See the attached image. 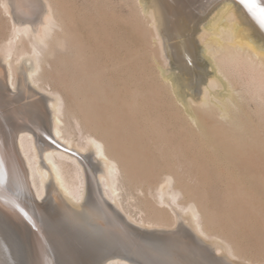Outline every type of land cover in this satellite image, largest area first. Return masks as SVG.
I'll list each match as a JSON object with an SVG mask.
<instances>
[{
  "label": "bare ground",
  "instance_id": "obj_1",
  "mask_svg": "<svg viewBox=\"0 0 264 264\" xmlns=\"http://www.w3.org/2000/svg\"><path fill=\"white\" fill-rule=\"evenodd\" d=\"M1 3L4 5V8L1 6L4 12L11 11L12 17L8 16L14 19L11 20L14 23L12 22V32L5 44H2L4 49L0 53V64L4 62V70L8 72L4 75L0 70V264H160L156 258L157 250L161 244L173 247L170 241L174 235L178 236L177 232H183L187 241H207L204 237L211 240L207 246L195 243L192 249L198 260L204 259L208 264H239L243 260L264 264L260 262L264 260V247L260 246L257 253L251 252L240 241L244 236L240 237L232 228L243 230L255 227L258 212L264 209V201L260 200L258 189L252 182L259 177L264 179V25L261 24L260 12V9H264V0H248V3L255 5L254 8L241 0H140L143 19L148 27L145 30H148L146 32L151 40L148 43L155 47L151 55L148 53L149 55L143 56L142 67L151 61L158 68V79L154 83L161 89V95L171 99L173 108L183 114V118H179V127L189 132L183 143L196 154L190 156L183 146L174 145L171 149L167 147L168 152H171L166 155L167 160L174 169L180 165L183 168V164L193 166L194 171L187 170L192 175L201 174L199 166L209 164L215 177L228 182L223 187L227 196L239 199L234 203H226V207L241 211L239 217L230 219L229 222L227 220V225L219 213L209 214L208 209L203 207V202L188 200L187 197L188 202L181 204L177 198L182 189L172 186V182L176 180L173 179L176 177L173 176L175 173L168 171V167L162 162L167 170L164 178L159 181L161 184L154 191L156 200L159 205H168L174 213L177 212L176 215L181 218L179 220H188L189 229L186 231L183 221L177 222L179 228L183 225L181 229L178 228L179 231L173 226L176 231L155 238L140 237L107 204L106 199H109L123 211L128 220L143 228H150L152 225L154 229L153 224H165L163 220L166 217H162L163 213L161 215L157 212L158 220L150 222L133 215L123 205L118 187L119 173L128 172L129 164L126 160L122 162L119 159L112 132L102 133L100 126L97 131L98 126H95L91 118H87L89 128L99 132V136L93 132L82 137L84 141L79 139V142H74L62 124L64 102L59 93L53 92L51 96L45 95L42 99H30L27 92V82H32L35 86L39 83L40 77L35 75L44 59L42 52L46 49L45 46L54 43L64 49L66 46L70 48L67 37L73 36V26L76 23H68L83 19L82 11L76 12L74 8H69L64 13L59 10L56 0H2ZM85 17H89V13ZM93 18L96 21L99 17L92 15ZM87 26L90 27L89 24ZM25 41L29 44L27 49L20 46ZM73 47L74 45L71 48ZM24 55L30 64L21 65L17 69L19 66L14 64H18L15 62H19ZM165 57L170 58L179 73H167L166 68L163 69L164 65L162 67L160 61L163 59L168 63ZM208 66H211L212 71H207ZM16 74L20 82H16ZM146 76L145 78L149 77ZM7 83L12 88L17 86L16 92L14 89V93L10 92ZM37 87L38 85L36 89ZM141 90L136 91L133 96H139ZM136 102L135 98V102L132 101L131 104L133 110ZM129 106L126 107L130 108ZM167 116L165 117L168 118ZM180 135L181 133L178 134ZM59 140V143L63 142L61 147L57 143ZM73 143H76L79 151H72L77 150L79 157L70 152L69 146ZM63 145L70 151L62 148ZM162 146L164 144L160 146L161 150ZM86 148L94 156L90 161L83 158L80 152ZM190 189L188 187L189 194ZM46 191L56 198L60 192L64 199H68L70 206L60 199L58 207L71 216L93 219L99 215L98 218L106 220L105 227H102V222L98 226L86 219L82 220L80 229L87 230L88 235L94 239L90 242V250L83 249L84 243L89 241H73L78 232L66 229L44 204L39 203ZM93 201L100 204L102 213H95L91 209ZM80 204H84L86 208L79 207ZM261 222L264 225V215ZM224 227H228L227 230ZM190 230L195 234L188 233ZM221 248H225L229 256L224 253L216 257L212 253L213 250L216 253L219 250L222 252ZM123 256L130 257L131 261ZM259 256L263 259L254 258ZM232 257L242 261L237 263L236 259L234 263Z\"/></svg>",
  "mask_w": 264,
  "mask_h": 264
},
{
  "label": "rangeland",
  "instance_id": "obj_2",
  "mask_svg": "<svg viewBox=\"0 0 264 264\" xmlns=\"http://www.w3.org/2000/svg\"><path fill=\"white\" fill-rule=\"evenodd\" d=\"M1 2L2 0H0V48H1L0 53H2L4 49L3 48L4 45L3 47L1 46L2 44H5L7 38L10 36V33L12 32V24L14 23L13 22L14 19H12L11 18L12 15H10L11 11L10 13L4 12V9H2V7L4 8V5ZM56 2L59 7V10L63 11L64 13H67L69 8H74L76 12L82 11L81 13H83L84 17H82L83 19H80V20L77 19V20L72 21V23H68L70 25L76 23L75 26H73V31H72L73 36L67 37L68 42L66 41L67 45L70 48L66 46V43H65V46H66L65 49L64 47L55 45L54 43H50L47 46H45L46 48V49L44 48L45 50L42 48L44 50V52H42L43 53L42 57H44V59L42 60L40 69L35 75L36 77H40V80H39L40 84L39 83L37 84L38 87L36 89L37 85L35 86L34 83L32 84V82H27V92H28L29 98L31 97L30 99H42L45 95L51 96L53 92L59 93V95L63 98V102H64L63 103V114H62L63 123L62 124L64 126V129L66 130L67 133H69L68 135L72 137L74 142H79L80 140H82V137L90 135L94 132V129L89 128L86 122L87 118H91L95 126H98L97 131H99V126H100V130L102 129V133L109 132L111 134L112 132V136L114 135L113 137H114V140L116 141V145H117L116 148L118 150L117 152H118L119 159L122 162H125L126 160L129 164L128 172H121L122 174L119 173L118 187H119L121 200L124 203L123 205L125 206L126 209H129V211L133 215L139 218L142 217L146 219L147 221L150 220V222L157 221L158 214L162 215L163 213L162 217L163 218L166 217L165 220H163L162 218V220L165 223L164 225L162 224L163 228L161 225H158V226L156 225L157 226L156 227L155 224H153L154 229L158 228V230L167 231V229L169 228L168 232H171V231L173 232L175 229L177 230L179 228L178 223H181L182 221L184 225L185 224L187 225L188 223V220L186 221L179 220L181 218H179V216L176 215L177 212L174 213V211L169 209L170 207L168 205L161 206L156 200L157 196H155L156 192L154 193V191L156 190L157 186L161 184V182L159 181H161L164 178V174L167 170V168L165 169V167H163V163H165L166 167H168L169 169L168 171L175 173L173 176H176V177H174L173 179H176L175 180L176 182L172 180L174 181L172 182L173 183L172 186L173 188L178 189V190L182 189L181 195H179L178 196L179 198H177L181 204L183 202L184 204H186V201L188 202V200H191V199L193 200L195 199V201L197 202L199 201L203 202V204L205 205V206L203 205V207L208 209L207 211L209 214L211 212L217 213V214L219 213V216H221L224 219V223L227 225L230 219L239 217L241 215V211L239 209L236 210V208L234 207L227 208L225 205L226 203L237 202V200L239 199L234 196H231V197L227 196L226 190L223 187H225V185H227L228 182L223 179L221 180L220 177H215L212 174L213 169L212 167L210 168L209 164L200 165L199 168L202 170V173L199 175L198 174L192 175V173L187 172V170H189L190 172L194 171L193 166H188L187 164H183V168H182V166L180 165L178 167L180 168L179 170L180 171L183 169L185 170L179 173L178 168L175 167L176 169L175 170L173 166H171L169 164V161L167 160L166 155L168 153H171L168 151L174 145H181V147L183 146L184 149H186V152L191 154L190 156L192 155L194 156L196 154L191 152L189 148H186L183 143L185 139L184 137L189 136V132H187V130L179 127V123L181 121L180 119L183 118V114L177 112L173 108L174 106H172L171 99L169 100V98H167L165 95L163 94L161 95V93L159 92V90L161 89L159 88L157 84L154 83L158 79V74H159V72L157 71L158 68L151 61L146 62L147 64V66L145 64L146 68L142 67L143 64L141 63H143V56H146L148 53L151 55V52L154 51L155 47L149 44L151 40H150L149 34L146 32L148 30H145L148 27L145 24L146 21L143 19V12L141 8L140 0H136V1L135 0H60V1L56 0ZM135 2H138V3H135ZM86 5H88L89 7ZM94 8H95V11H94ZM76 9H78V11ZM96 10L98 12V15L96 14L97 13ZM137 10L141 12V14ZM87 13H89V17H85V15L87 16ZM136 13H138L139 15H136ZM8 15L11 17L9 18ZM92 15H96L99 18H97V20L95 21V18H93L94 20L92 19ZM68 22H71V20ZM88 24L90 25V27L87 26ZM73 45H74L73 47L74 49L71 48ZM20 46L23 47V49L29 48V44L26 41ZM60 47L61 49H59ZM42 49L41 51H43ZM147 50L149 52H147ZM26 56H28V54H26ZM26 56L24 55L25 59H23L24 57H22L19 62H15L18 64H14V65L16 67L19 66V68L17 69H20L21 65L27 66L30 64V63H27L29 61H27ZM164 59L165 60L167 59L168 63H165V61H163L162 59L161 61L163 62L160 61V64L162 67L164 65L163 69L166 68L165 70L167 73H170V71L173 72L174 74L175 72L179 73L177 66L175 65L176 67H174V64H172L170 58L165 57ZM139 63L143 69L139 65L137 66V64ZM4 69H6V66H4V62H1L0 70L2 71L4 75H7L8 72L7 70H4ZM18 71L19 70H17V74H18ZM207 71L209 72L212 71L211 66L207 67ZM207 71L204 70L205 73ZM17 74H16V80L17 79L18 80L16 82L18 81L20 82L19 80L20 78L18 77ZM200 75L203 76V74H200ZM145 76L146 77L149 76V77L145 78ZM139 77H141V79ZM7 87L10 92L12 91V93L16 92V89L18 88L17 86L16 88L15 87L12 88L9 83H7ZM140 87L143 89L141 90ZM10 88L12 89L10 90ZM13 89H14V92H13ZM132 90L134 93L131 92ZM138 90H141L140 91L141 96L139 94H138L139 96H133L135 95V92ZM156 90L158 91L156 92ZM45 91H46V94H44ZM142 93H144L145 95H143ZM128 97L130 98L128 99ZM135 98L137 102L136 104H134L135 110H133V107L131 104H132V101L135 102ZM47 105H49V103H47ZM126 106L127 107L129 106L130 108H127ZM160 106L162 108L161 111H160L161 109ZM129 110H130V113H128ZM146 114L148 115L147 117H146ZM173 114L175 116H173ZM167 115H170V116H167ZM165 116H167L168 118H166ZM169 117H172V118H169ZM174 117L176 120L174 119ZM168 123H171V125ZM172 124L174 126H172ZM178 128L180 129L177 130ZM175 129L178 132H176ZM182 132H184L183 133L184 136L182 135ZM94 133L99 136V132L97 133L94 132ZM135 133H136V138H135ZM180 133L181 135L178 136V134ZM147 139L148 141H150V143L147 141ZM50 140L54 142L53 138H50ZM59 142L60 140L57 141V143L60 145L59 147H61L62 145L61 143L63 142L62 141L61 143ZM75 144L76 143H73L71 147L69 146V149L71 151L67 149L66 147L64 148V145L62 146V148L67 150V152L70 151L73 154L75 153L74 155L79 157V155L76 153L78 148L75 146ZM148 144L149 145L151 144V145L149 146ZM163 144L164 146H162L163 149L161 150L160 146ZM149 147H151L152 149ZM167 147L169 148L168 150H167ZM72 149L73 150L77 149V150H75L74 152L72 151ZM158 151H160L161 153ZM80 152H81L82 157L85 158L87 161L92 160L94 157L93 155H91L88 148H86L85 151H80ZM148 152L150 153V155L151 154L153 155L150 156ZM160 154L162 156H160ZM157 156H159V159ZM158 160H160L161 162L160 161L157 162ZM176 166H178V164H176ZM132 168L134 170H132ZM154 168H156L157 170ZM158 168H161V169L158 170ZM177 171H178V174H177ZM184 173H186V176ZM188 173L191 174V176L193 177L189 176ZM195 177L196 179L194 180ZM185 178L187 179L185 180ZM177 179L179 181H177ZM188 179H191V180H188ZM47 180L49 181L50 178H47ZM188 181L190 183L192 182L193 183L190 185ZM196 182L199 183L198 186L196 185L198 184ZM252 182L256 185L258 189V194H259L258 196L260 200L263 199L262 201H264V179L259 177V178H256L255 180H252ZM195 185L196 187H194ZM188 187L189 189L191 188L190 190L192 193L190 192V194L187 191ZM57 195H58V198H56L55 196H50L48 191H46L42 199L39 200V203L44 204L46 208H48V211L50 210V214L52 216L54 214L53 217L59 220L62 226L64 225L66 229H73L78 232V235L74 237L73 241H85V242L89 241V243H84L83 249H85V251L87 249L90 250L89 249V246L91 244L90 242L94 241V239L90 235H88L89 232H86L87 230L82 231L80 229L82 220L86 219L88 220V222L89 221L91 223L93 222V224L95 223V225L97 224L98 226H101V224L104 223L102 227H105L106 220L105 219L102 220L98 218L99 215H96L97 217L94 216L93 218L94 220H93L89 217L78 218V217L71 216L70 214H67L65 210H61L60 207H58V202L61 199L65 201L69 206L71 205V202L68 199H64L63 195H61L60 192L57 193ZM92 203L93 204L96 203V205L92 204L91 209H93L95 213H97L98 211H99L98 213H102V211L100 210L102 209L100 204H98L97 201H93ZM97 206H100V207L98 208ZM79 207L86 208L84 204H80ZM156 208H158L160 212L159 210L157 211ZM263 215H264V209H261V211L258 212L257 220L254 221V223H256L255 227H247L243 230L241 228L238 229V227H232L235 230L233 231L232 229L233 232L237 233L240 237L241 235L244 236L243 239L240 238V241H242V243L245 246H247V248L251 252L254 251V253H257L259 251L258 249L260 246L264 247V225L261 222V217H263ZM174 218L177 219V221ZM174 222L176 225L174 224ZM173 226L175 229H173ZM181 227H183V225H181ZM181 227L179 229H181ZM152 228L153 227L151 225L149 229H152ZM224 228L225 230H227L228 227H224ZM179 229L177 231H179ZM183 229L184 228H182V230ZM185 229L187 231V229L189 228H185ZM191 230L188 233H192V235H194L195 234L194 231L191 232ZM83 232H86V233H83ZM177 235L178 236L174 235L173 237V240L175 241V247L174 246L172 247L166 244L165 245L161 244L160 249L157 250L156 258L160 264H187V263L190 264V262L191 264H208L206 260L204 259L198 260L197 256H194L195 250L194 251L192 250L194 248L191 247L192 246L191 242L186 240L185 238L186 235L183 232H179V233L177 232ZM206 238L204 237V240H207V242L210 243L211 240H209L208 237ZM80 250H81V247H80ZM221 250L223 251L220 252L219 250L217 253L215 252V250H213L214 255L222 256L224 253H227L225 248H221ZM158 251H160L161 253L158 254ZM227 255L229 256L228 253ZM184 257L185 259H183ZM186 257L190 259V262L188 261ZM159 258L162 260H160ZM254 258L263 259L261 258V256L254 257ZM231 259H232V262L236 263L235 260L237 258L234 259L232 257ZM236 261L238 263L239 261H242V259L238 258ZM243 261L246 263L241 262L239 264H243V263L244 264H254L253 262L250 263V261H246V260H243ZM260 262H264V260Z\"/></svg>",
  "mask_w": 264,
  "mask_h": 264
},
{
  "label": "water",
  "instance_id": "obj_3",
  "mask_svg": "<svg viewBox=\"0 0 264 264\" xmlns=\"http://www.w3.org/2000/svg\"><path fill=\"white\" fill-rule=\"evenodd\" d=\"M107 201V204L111 207V209H113L116 213H118V215L123 219L125 220L134 230L135 232H137V234L140 236V237H147V238H155L157 236H160V235H165V234H168L169 232L166 231V230H158V229H149V228H146V227H142L140 225H138L137 223H134L130 220H128L126 217H125V214L122 213L123 211H121V209H119L115 203H113L112 201H110L109 199H106ZM185 228H189L188 225H185ZM172 242V245L175 247V241H170ZM192 242V246L196 243V244H200V246H207L209 245L210 243L207 242V241H190ZM117 249V248H116ZM213 253V252H212ZM214 254V253H213ZM216 256V255H215ZM127 259H130V257L128 256H123ZM216 257H220V256H216Z\"/></svg>",
  "mask_w": 264,
  "mask_h": 264
},
{
  "label": "snow or ice",
  "instance_id": "obj_4",
  "mask_svg": "<svg viewBox=\"0 0 264 264\" xmlns=\"http://www.w3.org/2000/svg\"><path fill=\"white\" fill-rule=\"evenodd\" d=\"M242 3H248V0H241ZM248 6L250 8H254L255 5L254 4H251V3H248ZM260 12H261V24L264 25V9H260Z\"/></svg>",
  "mask_w": 264,
  "mask_h": 264
}]
</instances>
